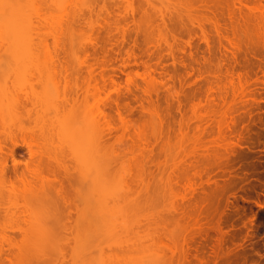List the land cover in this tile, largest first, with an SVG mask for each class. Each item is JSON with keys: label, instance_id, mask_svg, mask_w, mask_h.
Instances as JSON below:
<instances>
[{"label": "rangeland", "instance_id": "1", "mask_svg": "<svg viewBox=\"0 0 264 264\" xmlns=\"http://www.w3.org/2000/svg\"><path fill=\"white\" fill-rule=\"evenodd\" d=\"M27 1L18 0L23 5ZM29 1L33 4V8L28 11L31 16V31L38 33V37L34 35L37 41L45 39L49 43H52L49 34L52 28L45 18L53 14L59 16L63 23V15L71 10L70 4L75 1L79 15L75 44L76 52L79 51L75 56L60 52L54 66L49 70L46 66L38 68L33 64L28 65L27 62L17 66L11 56L4 52L5 44L0 39V83L6 86L14 102L6 116L5 128L0 124V139L11 147V142L6 139L5 129H11L17 134L18 143L14 156L23 162L19 167H25V163L31 165L36 159L29 156L28 146L38 155H43L44 159H49L50 156V172L43 170V177L46 179L28 173V181L22 182L19 178L15 179L17 174L13 169L17 168L9 152L0 155V171L6 164L4 169L7 178V183L0 185V264H111L117 257H126L129 260L133 254V243L141 245L145 232L150 230L149 226H146L147 221L140 215L144 216L152 206L153 210H162V217L167 216L170 210L168 205H172L171 200L175 201L170 198L173 196L170 193L172 190L168 191L171 187L167 188L172 185L166 181L171 171V154L181 152V133L178 129L181 124L180 111L188 112L197 101L206 106L209 88H216L219 82L227 81L229 76H233L235 80L239 79V98L234 97L235 94L230 91L232 93L229 92V96L235 100L231 102L234 103V112L228 113L222 123L217 118L219 122L215 119L209 122L210 125L206 123L209 126L203 124L208 128V134L202 137L203 140L216 147L215 152L212 147V154L199 155L197 158L199 166L197 164L196 169L205 173L204 178L196 176V169L188 171L184 166V170H181L183 175L185 173L196 178L205 187H200V183L195 181L199 185V191L192 197V200L196 198L193 200L195 204L190 202L191 199L188 202L193 207L189 208L187 201L186 205L183 203L189 211L192 209L189 212L192 217L195 216L196 221H200L191 220L193 224H197H191L189 227L191 216L188 211V219L183 216L182 221H186L187 225L190 222L189 229L181 222L185 229L178 227L177 235L180 236V244H183L182 239L187 238L188 242L185 241L181 249H186L189 244L188 249H184L189 251L186 252L188 258L185 262L180 263L201 264L196 258L199 255L205 259L204 264H264V25L254 21L255 14H264V0H239L235 6L233 0H211L214 5L213 13L220 20L222 29L219 30L222 31L219 33L218 29L209 25L208 43L202 38L199 29L192 28L179 19L169 21L168 32L175 36L177 45L185 46V49L178 46L182 50L178 49L176 61L164 50L155 49L153 38L135 30L134 24L142 18L140 16L145 10L141 0H130L131 7L127 6L128 3L124 0H65L61 9L56 8L50 0ZM90 4L94 6V13L89 17L87 6ZM238 6L239 22L236 20L237 23L235 21L232 24L230 19L228 20L227 9L233 7L238 11ZM133 7L136 10L134 14L131 13ZM8 12L6 9L5 13L0 15L2 23L9 16ZM108 12L123 16L121 24L126 29V35L122 37L121 32L104 26L103 18ZM9 28V25L0 26L3 30ZM229 35L239 40L238 42L237 39L231 38L239 44L236 54H233L227 40ZM81 49H86L88 55L81 52ZM130 49L135 51V56L128 60L127 51ZM39 55L45 59L44 52L41 51ZM86 59L97 66L102 65L101 68L97 67V71L103 73L105 83L100 78L99 87L100 84L105 88L106 85L109 86L106 89L103 86L100 88L103 93L104 90L108 93L107 89H112L110 77L119 82L118 97L115 91L111 95L118 98L119 106L128 116L130 125L131 133L127 135V139L126 136H121L124 131L118 115V106L115 103L108 106L112 120L115 121L112 122L115 124L112 133L115 132L116 135L114 137L111 133L107 136L103 133L104 140H101L108 149L102 147L111 155V160L106 157L111 162L105 158L109 163L108 167L104 165V168L113 173L111 176L114 175L115 180H123V184L126 181L131 185L129 191V186L125 184L128 186V192L121 186L122 183L119 185L125 191L119 190L120 194L127 192L128 198L123 194L122 199L124 197L126 201L121 199L122 202H115L119 207L125 206L124 209L128 212L125 211L126 216H122L123 211L117 215L115 225L108 210L114 208V201L108 192L96 189L91 163L85 162L84 158L87 151L84 148L82 151L77 149V146L80 147L76 143L77 140H68L69 137L63 136L58 130L60 120L70 107H83L80 88L87 86L90 78L85 70L79 71L78 64H82V60ZM63 64L67 65V70L63 69ZM137 72L152 73L164 83L173 82L179 91V98L173 99L166 88L157 86L158 93L153 96L156 105L153 103V106H157L160 111L162 123L150 115L146 100L144 103L139 100V95L143 96L140 94L142 92L133 91L134 89L130 91L127 87L129 76H136ZM138 79L141 81L139 77ZM103 93L101 92V95L105 94ZM47 94L51 95V102L46 100ZM230 98L229 100H233ZM216 102V109L218 108L220 113L230 104V101L227 104L219 98ZM143 104L147 105V109ZM84 119L83 114H78L71 122L78 125L82 124ZM188 126L189 129L186 128L185 131L189 130L190 134L195 132L194 122L190 121ZM140 127L146 130L149 143L148 146L144 145L148 148L142 146L147 142L145 135H142L145 139L141 138L144 142L138 139L140 134L138 135L137 128ZM157 131L158 139L155 137ZM118 132L120 136L117 135ZM119 137L123 139L120 140ZM133 137L135 141L139 140V146L144 148L138 146L139 141L133 142L134 139L131 143ZM216 139L222 145H217L219 143ZM213 140L217 144H214ZM227 143L230 144L226 148L224 145ZM131 144L135 145L132 147ZM123 148L132 154L126 156ZM141 153L145 154L140 155ZM102 156L105 157L106 154ZM139 169H144V172L141 173ZM139 173L144 174L142 177H146L148 183L145 185L139 182L147 186L143 189L142 185L136 184L135 181ZM9 179H14L13 184L8 182ZM57 181L64 184V197L58 195ZM140 209L145 211L144 214H139ZM182 215L177 219L180 220ZM124 220L129 221L135 229H127ZM180 246L178 245V248ZM178 248L177 250L180 249ZM181 253L179 259L185 257ZM176 261L175 259L172 263L178 264L180 260Z\"/></svg>", "mask_w": 264, "mask_h": 264}, {"label": "bare ground", "instance_id": "2", "mask_svg": "<svg viewBox=\"0 0 264 264\" xmlns=\"http://www.w3.org/2000/svg\"><path fill=\"white\" fill-rule=\"evenodd\" d=\"M50 1L53 5L56 6V8L61 9L65 0H50ZM124 1L128 3L127 6L129 5V3L132 4V1H130V0L129 1L124 0ZM141 1H142V4L145 5V8H144L145 10L142 11L143 15L140 16L142 18H139V20L135 22V24H134L135 30H137V32L145 33L146 35L151 37V39L153 38L154 48L158 49V50L161 49L162 51L164 50V52H167V54L170 57L172 56L173 59L176 58L175 56H177L176 53L178 52V49L182 50V48H184L185 46L177 45L178 43L175 40V36H172L171 33L168 32V23L172 19H179V20L183 21L184 23L186 22V24L188 23L192 28L195 27V28L199 29V32H201L200 34L202 35V38L207 43L210 42V33H209L210 31L208 30L209 25L215 27L216 30L218 29V32L222 31V30H219V28L222 29L221 25H219L220 20H219L218 16L213 13L212 8L214 5H213V2L211 0H141ZM233 1H234V6L236 5L237 2H239V0H233ZM258 1H260V0H258ZM142 4H141V6H143ZM70 7H71V10L67 11L63 15V23L59 20V19H61V18H59V16H55L53 14H51L49 17L45 18L46 21L51 25V28H52L51 31L49 32L50 37L52 38V43H49L45 39L44 40L39 39L37 41L36 37H38V33L36 34V33H33L31 31V16H30V13L28 12L29 10H31L33 8V4L31 3V1L28 0L27 3L25 5H23V4H20L18 2V0H0V15L4 14L6 9L9 10V12L7 13V14H9V16H7L3 20V23H2V20L0 21L1 22L0 26L1 25H5V26L9 25L11 27V28H9V30L0 29V39L5 44L4 52L8 53L11 56V58L17 64V66H20L21 64H24L27 62L28 65L33 64L38 68L41 66L42 67L46 66L48 70L50 68H52V66H54L55 59L58 58V55L60 52H63V53L70 55V56H75L76 53H78V51H79L77 49L78 51L76 52V44H75V36H76L77 30H78L76 24H77L79 15L76 11L77 4L75 1H73V3L70 4ZM129 7H131V5H129ZM87 9H88L89 17H90L94 13V6L92 4H90L87 6ZM135 11L136 10H134V7L131 8V13L133 12L132 14H134ZM227 11H228L227 12L228 13V15H227L228 20L230 19L229 20L230 23L232 22V24H234L236 20H238V22H239V17H238L239 6H238V11H235V8H233V7H228ZM119 17H120V15H118V14L116 15V13L108 12L107 16H105L103 18V21H104L105 27L110 28V29L114 28L119 33L121 32L120 34H122V37H123L124 35H126L125 34L126 29H125V27H123L124 25L121 24L123 22V21L121 22L123 16L121 15V17L120 18ZM254 18H255L254 21H257L258 24L264 25V14L263 13L255 14ZM236 23H237V21H236ZM35 34H36V37L34 36ZM227 38H228V36H227ZM231 38H235V37L230 36V38H228L227 40L232 47L233 54L234 53L236 54V51L239 49V44H238L239 40L237 38H235L238 40V42H237L235 39H231ZM189 42H191V41L189 40ZM189 42L187 43L188 45L190 44ZM178 46L182 47V48H179ZM41 51L45 53V59L44 58L42 59V57L39 55V53ZM81 52L88 55L87 54L88 52L86 49H83ZM134 52L135 51H133V49H130L129 51H127L128 60L131 57L135 56ZM175 61H176V59H175ZM82 62H79L82 64H78L79 65L78 69H79V71L85 70L86 72H88L89 78H90L89 84L85 87L80 88L82 96H83L82 97L83 103H81L83 107H79V106L77 108L70 107L69 111L67 113H65L66 115L64 116V118L62 120H60L59 125H58V128H59L58 130H59V133L62 134L63 136L67 135L69 137V139L66 137L68 140H73L74 142H76V140H77V142H76L77 145H80V147L77 146V149L79 148V150L82 151V149L84 148V150L87 151V154H85L84 158H85V162L88 161L87 163H89V164L91 163L92 169H93L94 174H95V176L93 178V182L96 185V189L98 191L108 192L110 194V196L112 197V200L114 202L115 201L117 202V200H118V202L120 203L123 201L124 197L127 196V192H128L127 190H129V191L131 190L130 189L131 185L129 186V184H127L125 181V184H127L129 186L128 187L122 183L123 180H121L120 182L118 180H115L116 179L115 176L114 175H113V177L111 176L113 173H110V171L107 168H104L105 166L108 167V163L111 162V161H109V159H110L109 157L111 155L107 150L108 149L107 146L104 145L105 143L103 144L104 141H102V140H104L105 135H107V134L110 135L113 132V130H115V126H114L115 124L113 125V123L115 121L113 122L114 119L112 120V116L107 109L108 106L111 105L112 103H115L118 106V115H119V118L121 119V124L123 123V131L124 132H122V133H124V134L121 133V136L122 135L126 136L128 139L129 136H127V135H129L131 133V132H129V129H130L129 126L130 125H128V121H127L128 116H126L123 109H121V107L119 106V102L117 101L119 82L116 79L110 77L109 80H110L112 89L111 88H110V90L107 89L108 93H105V90L103 89L104 93H105L104 94L100 88H103V87L105 88V86L100 84L101 87H99L100 78L103 79L104 75L102 72L97 71L98 70L97 67L101 68L102 65L97 66L92 62L90 63V61L87 62V59L82 60ZM62 66H63V69L67 70V65L63 64ZM138 77L141 79V81L138 79ZM232 77L233 76H231V77L229 76V77H227V81H221V83L219 82V84H217L216 88H214L212 86L209 88V98L207 100L206 106H204V104L201 103V101H197L191 106V108L189 110L190 112L189 111L187 112L185 110H184V112L180 111V113H181L180 114L181 115V120H180L181 122L180 123L181 124H179L180 126L178 129L181 133V136H180L181 152L171 154L170 165H169V167H170L169 169L171 171L169 172V176H168L169 181H168V179L166 181V182H168L167 184H169V182H170V184L172 185V186L166 185L167 188L171 187V189H169V190L167 189L169 192H170V190H172V192H170V193H171V195L173 194V196H171L169 193V195L171 196L170 198L175 199V201L171 200V201H173L172 205L171 204L168 205L170 207V210H169V207L167 206L168 207L167 211L169 210L170 213L168 212L167 216L162 217L163 214L162 215H160V214L163 212H162V210L159 211L160 210L159 207H158L159 210H157V208H155L156 209V210L154 209L155 211L153 210L152 206H151L152 209L150 208L151 210L149 209V211H148V209H145L143 207L145 211L146 210L148 211V213H145L144 216L141 214L140 216H142L141 218H144L147 221L146 226L147 227L149 226L148 228L150 230L145 232V234H144L145 236H144V239H143V242L141 245H137V244L133 243V246H132L133 247V251H132L133 254L130 256V258H128L129 260H127V258L124 257L123 259H125L126 261H123V259L117 257L116 259L111 261V264H171L172 261H173V263L175 262V259L177 260L176 262H178V260H180L179 263L180 262L182 263V262H185V260L188 258L187 257L188 254H186V252L189 250H187V251H185V250L188 249L189 244H187L188 247L186 249L185 248L181 249V247H184L183 244L185 243L187 238L182 239L183 244H180L181 239H180V236L177 235L178 234L177 229H178V227H179V229H183V230L185 229L184 227H186V225H187L185 223L186 221L185 222H184V220L182 221V219L185 216H186L185 218L188 219V217L190 215L191 218L189 220L190 221L192 220L193 222L196 221V219L194 218L195 216L192 217L193 215L189 213L190 211H192V209H190V211H189V208L191 206L193 207V205L195 204V203H193L194 202L193 200L196 198H194L192 200V197L196 196L197 191H199L198 186L200 185V187H202L203 184L201 185V182H198L196 178L194 179L193 177H189V175H187L185 173L183 175V173H181L182 172L181 170L183 169L184 166H185L184 168L187 167L185 170H187V169H188V171H189V169L195 170L197 168V164H198L197 158L199 155L200 156L204 155V154L208 155L209 153L212 154L213 152L216 151V147L212 146V144H207V142H205V140H203L204 138H202V137H204V135H206V133L208 132L207 131L208 128H206L207 127L206 125H208V124H206V123H209L210 121L213 122L215 119L218 122H219L218 119H220L221 123L224 122L225 121L224 118L228 115V113L232 112L233 108H235L233 105L234 103L231 104V102L235 101L234 97L239 98V79L235 80ZM103 81L105 83L104 79H103ZM158 85H161L162 87L166 88L167 92L169 93V95L173 99L179 98V96H178L179 91H177V87H176L175 83H173V82L172 83L161 82L158 79V77L152 73L137 72L136 76L135 75L129 76L128 81H127V87L130 91L134 89L133 91L139 90L142 92L140 94H143V96L139 95V100L141 101V103H144V100H146L145 102L147 104H149L148 109L146 108L147 105L143 104V107L145 106L144 108L149 110L150 115L152 117H154V119L156 118L157 121L162 123L163 121L161 122V119L163 120V118L161 117L162 115L160 116V114H161L160 111L157 110L158 109V108H156L157 106L156 107L153 106V103H154L153 96L158 93V92H156V91H158L157 90ZM108 87L106 85V88H108ZM111 90L113 91V93H111L112 92ZM114 91L117 94V97H114V95L113 96L111 95V94H114ZM230 91H232L233 94H235L234 97L229 96L230 93H232ZM101 92L104 95H101ZM236 95H238V96H236ZM229 97H231L230 99L233 98V100H229ZM218 98H219V100L222 99V101L226 102L227 104H229L228 102L230 101L229 106L227 105L226 106L227 108L223 109L224 111H221V113L219 111H217L218 108L216 109V106H215L217 104L216 100H218ZM51 99H52L51 95L47 94L46 100L51 102ZM226 103H225V105H226ZM13 105H14L13 99L9 95V93L7 92L6 86H4L3 84L0 83V110H1L0 111V124L4 128L6 125L5 124L6 123L5 121L7 118L6 116L9 114V111L12 109ZM154 105H156V104L154 103ZM178 105H180V104H178ZM232 105H233V107H232ZM181 106L182 105H180V107ZM217 113H218V116H217ZM78 114H83V116H85L84 122L82 124L79 123L78 125H73L71 120L73 117L77 116ZM190 121L194 122V124H195V127H193L195 132L192 131L193 133H191V134L188 133L189 130L185 131L186 128L189 127L188 125H189ZM204 123L206 125H203ZM221 123H219V126H221L220 125ZM209 125H210V123H209ZM118 127H120V126H118ZM131 127H132V129L135 128V127L133 128L132 125H131ZM117 129L118 128H116V130ZM137 129L139 130V131H137L138 135L140 134L139 135L140 138H138V139L141 140V138H143V139L146 138V140H147V142H144L145 140H143V141L141 140V142H144L142 144V146H145V145L148 146L147 143H149V142H148V137H146L147 133L145 134V132H146L145 128L141 129V127H140ZM5 130H6L5 131L6 139H8L11 142V147H8L7 143L3 142V140L0 139V155L7 154L6 152H9V154L11 155V157L14 161V165L17 168V169H13L14 172L17 174L16 175L17 177L15 176L16 177L15 179L19 178V181L26 182V181H28V177H27L28 173H33L35 176L41 177L40 179H43V178L46 179V177H43L44 176L43 170L50 172V168H49L50 167V164H49L50 156L48 157L49 159H44L43 155L42 156L38 155L37 152H35L31 146H28V151L30 153L29 156L30 157L34 156L36 158L35 160H33L34 161L33 163H35V164L32 163L30 165V163H25V167H23V168L19 167V165L22 164L23 162L20 161V159L18 160L14 156L15 155V149H16L17 143H18L17 134H15V132L11 129H8V130L5 129ZM105 130L108 131L109 133L106 132ZM134 130H133V132L135 133ZM118 131H119V129H118ZM103 133L105 134L104 136H103ZM114 133H112V134H114ZM118 133H117V135L120 136V133L119 134ZM159 134L161 135L160 130H159ZM115 135L116 134H114L113 136L115 137ZM142 135L143 136L145 135V138L142 137ZM160 135H159V138H160ZM157 136H158V131H157V134L155 133L156 139H158ZM126 137H124V138L126 139ZM121 138L122 137H119L120 140H121ZM114 139H116V138H114ZM133 139H134V137L132 138V140H130L131 143H132ZM130 141H129V143H130ZM136 141L134 139L133 142H136ZM216 141L219 144H217L215 142V140H213L214 144L222 145V144H220V142L217 139H216ZM186 142L187 143L189 142L190 145H189V143L187 144ZM139 143H140V141L138 142V146H139ZM184 143L187 146L184 145ZM124 144L125 143H123V141H122V145H124ZM229 144L230 143H227V145H224V147H226V148H227V146L229 147ZM133 145H135V144H133ZM133 145H132V147H133ZM102 146H105L107 148L106 151H105V147H102ZM212 147L215 149L213 152H211L213 149ZM136 148H138V147L136 146ZM142 148H144V147H142ZM146 148H148V147H146ZM6 149L8 151H6ZM143 150H145V149H143ZM86 151H83V152L86 153ZM102 151H104V152H102ZM124 151H125V149H124ZM122 152L120 153L121 155L123 153L125 154L126 151L123 153ZM35 154H37V155H35ZM103 154L104 155L106 154V156L105 157L102 156ZM128 154H132V152L131 153L126 152V156ZM144 154L141 153L140 155H144ZM34 157L32 159H34ZM106 157L109 159H107ZM105 158L107 159V161H109L108 163H107ZM3 160H5V159H3ZM112 160H114V159H112ZM103 162H106V163H103ZM141 162H142V160H141ZM4 164H5V161H4ZM32 165H33V167H32ZM142 165H143V163L141 164V166ZM5 166H6V164H5ZM102 166H103V168H102ZM198 166H199V164H198ZM4 167H3V169L1 168V171H0V185H5L7 183V178H6V173H5ZM19 168H21V169H19ZM142 168H143V166H142ZM23 169H24V171H23ZM143 170L144 169H142V170L139 169V171H142L141 173L144 172ZM197 170L198 169H196L195 171H197ZM184 172H186V171H184ZM195 174H197L196 176H199L202 179V178H204L203 175L205 173H201L199 170ZM142 175H144V174H141V175H140V173H139V175L137 174L135 178H137V177L138 178L136 180L135 179L134 180L137 181L136 184L142 183V184L147 185L148 183L145 179L146 177L143 176L144 177L143 178ZM182 177H185V178L183 179ZM182 179H183V181H182ZM13 180L9 179L8 182H10V184H13ZM117 181L119 184L117 183ZM195 181H197V183L198 184L200 183V184L197 185V183ZM208 181H210V180H208ZM139 182H141V183H139ZM120 183H122V185ZM57 184H58V188H57L58 195L64 197L63 193H62L65 189L64 184L61 181H59V182L57 181ZM119 185L123 186L125 190H126V187H128L126 190L127 191L126 194L123 193V194H125L123 199H122L123 194H120V191L121 190H122L121 192H125V191H124L123 187L120 188ZM145 185L144 186L142 185V189L144 187H147ZM204 187H203V189H204ZM145 189H147V188H145ZM200 190H201V188H200ZM195 192H196V194H195ZM119 194H120V196H119ZM119 198H120V200H119ZM125 198L127 199L128 196ZM121 199H122V201H121ZM126 199H124V201H126ZM189 200L193 205H191L190 202H188ZM181 201H182V203H181ZM186 201H187V203H186ZM114 202H113L114 208H110V209L108 208V210L110 212L111 218L114 221V225H115L118 216L120 214H122V211L124 213V215L122 214V216H126L125 211H127V210L124 209L125 206L119 207L116 202H115V204L117 206H115ZM195 202H197V201H195ZM152 203H154V202H152ZM183 203L184 204L186 203L189 208L187 206L185 207L186 204L184 205ZM115 207H117V208L115 209ZM118 208L120 210L122 208L121 212L118 211L119 210ZM144 210L142 212L140 209L138 211L139 214H140V212L144 214V212H145ZM187 211H188L189 215L187 214ZM180 213L183 215H182V217H180L181 219L179 220V218L177 219V217H179L181 215ZM177 215H179V216H177ZM126 221L124 222V224L126 225L127 229H129L131 227V229H129V230H134L135 228H133L130 225V223H128L129 221L128 222H126ZM148 221H149V225H148ZM192 221H191V223L189 222L190 225L188 223L189 227L191 226V224L192 225L197 224V223L193 224ZM199 221H200V219H199ZM199 221L197 219L196 222H199ZM181 222H182L183 226L185 225L184 227L181 225ZM187 222H188V220H187ZM183 223H185V224H183ZM188 225H187V228L189 229ZM176 238H178V239H176ZM179 241H180V243H179ZM186 242H188V240ZM178 245L179 246L181 245L179 247L181 250L178 248ZM177 248L180 251L177 250ZM177 251H179V252L177 253ZM180 252H182L181 254H183L185 256V257L182 256V259L181 258L179 259V257H181V255L179 254ZM198 256H196L197 260H199L201 264H204L205 259H202L203 257L201 258L200 256L199 257ZM181 260H183V261H181Z\"/></svg>", "mask_w": 264, "mask_h": 264}]
</instances>
